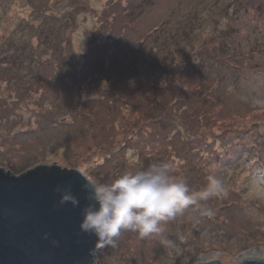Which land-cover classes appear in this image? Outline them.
<instances>
[{
	"label": "rangeland",
	"instance_id": "1",
	"mask_svg": "<svg viewBox=\"0 0 264 264\" xmlns=\"http://www.w3.org/2000/svg\"><path fill=\"white\" fill-rule=\"evenodd\" d=\"M260 1L259 9L264 0ZM28 2L0 0V70L6 69L8 72L5 77L0 72V104L6 101L10 106L8 116L17 113L15 122L0 121V150L6 152L15 147L10 139V131L13 134L26 124L36 126L37 120V115L29 109L32 104L25 105V99L12 96L14 102L6 100L8 82L13 83L19 75L31 74L37 63L35 59L53 43L56 48H48L46 56L56 54L58 64L65 65L67 70L71 66H82L85 61L87 65L84 66L88 68L91 59H87L89 49L84 32L91 29L102 37L103 40L99 41L106 43L101 51L108 50L107 55L101 52L99 57L104 59L101 69L107 82L92 79L89 86L88 79L79 76L78 88L83 90L80 93L83 104H79V109L83 115L76 113L73 117L69 109L68 114L60 111V124L68 123L67 126L63 124L66 133H60L55 139L50 137V141L43 143L55 144L56 152L53 153L51 148L44 150L45 160L35 165L55 163L60 167L76 168L86 172L97 183L111 182L112 177L139 168L138 154L122 138L127 125L148 117V110L154 102L149 87L156 80V86L161 89L159 98L162 102V105H155V109H160L155 111L156 117L174 118L190 138L198 137L196 134L204 136L194 140L190 153L196 154L206 172L200 170L192 184L200 183L202 178L208 181L214 175L221 180L226 191L224 199L220 198L221 203L229 197L236 204L231 207L220 204L212 221L203 217L206 213L197 215L194 209L185 213L183 218L193 217L199 231L191 235L181 229L180 249L173 253L170 251L172 257L163 258L164 264H190L213 259L222 264H241L243 252L252 248L261 249L259 257L264 259V164L259 167L254 160H244L241 151H229L240 142L249 146L256 136L264 135V53L257 54L253 50V41H260L264 45V32H261L264 8L255 13L253 7L256 1L252 0H36L33 4L35 7ZM107 3L108 8L105 6L104 13L107 17L101 14L100 18L97 12L102 13ZM63 15L65 23H70L64 26L65 32L58 31L63 27L60 25ZM48 16L51 18L47 19ZM23 17L34 18L33 24L46 18V23L38 27L39 30L30 28L28 38L27 35L17 39L14 31H24V28L15 23L21 26ZM108 27L109 31H104ZM119 45L123 46L127 55L119 56L115 52L116 49L119 51ZM96 48L94 45L92 50ZM22 49L36 50L37 55L24 53L25 58L19 61ZM4 54L8 55L9 62H3ZM134 54L144 59L140 62V77L128 76L127 83L124 76L123 79L118 77V69L112 68L109 61L114 55L118 62L116 66L123 68L122 62ZM156 62L168 75L161 76ZM163 63L167 68L161 67ZM7 77L10 81L6 80ZM65 80L70 82L64 76L63 83ZM105 85L106 90L102 89ZM118 86L124 88L126 109L118 101L121 112L114 116L115 119L98 108V119L94 124L93 115H87V109L83 111V107L89 104L87 99L91 98L99 104L106 96L112 98V90L120 91ZM200 101L206 105L214 104L211 112L216 118L213 119V131L209 134L204 125L209 121H201L193 127V119L188 116L190 108L192 110L195 108L193 105L199 106ZM231 108L237 113L229 115ZM17 116L21 118L18 121ZM81 121L85 123L81 124ZM115 122L123 126L121 134L115 131ZM142 122L144 124L145 121ZM102 123L105 124L99 127ZM47 124L52 123L45 120L43 126ZM100 130L107 132L109 136L106 137L114 145H108L104 140L102 142ZM242 133L245 137H242ZM27 143L32 147L40 144ZM259 157L264 163V152L260 151ZM174 160L178 162L177 157ZM118 162H121V172ZM28 168L11 171L19 174ZM112 169L113 173L110 172ZM241 215L246 222L242 221ZM162 229L154 238L143 239L135 232H124L114 247H98L95 251L104 257L103 264H162L160 261L166 249L161 239H165L169 233L163 224Z\"/></svg>",
	"mask_w": 264,
	"mask_h": 264
},
{
	"label": "trees",
	"instance_id": "2",
	"mask_svg": "<svg viewBox=\"0 0 264 264\" xmlns=\"http://www.w3.org/2000/svg\"><path fill=\"white\" fill-rule=\"evenodd\" d=\"M35 1L36 0H29L28 4L33 5ZM252 1H256V5L253 7L255 13H258L260 9L264 8V1L260 9L259 7L261 6V1L260 0H252ZM105 6L108 8V3L103 6L104 11L102 13L97 12V15L100 16V18H102L101 14H104L106 12ZM34 12H36V9ZM104 16L107 17V14H104ZM49 18H51V16L47 17V19ZM65 19L66 18L63 15L60 24L63 27L60 28L58 31L65 32L63 30L65 28L64 26L70 24V23L69 24L65 23ZM33 20L34 18L32 17L30 18L23 17L21 18L20 21L21 26L20 24L15 23V25L24 28V31L23 29H19L18 32L14 31V35H16L17 39H22L21 38L22 36L25 38L27 35L28 38L29 37L28 32H30L29 30H32L30 28H33V31L39 30L38 27H42L43 24L46 23V18L42 19L38 24H33ZM108 29L109 27L104 31H109ZM14 30H16V27L14 28ZM24 32H26L27 34ZM261 32L262 33L264 32V27ZM42 33H44V31H42ZM84 33L86 38V47L87 49H89V55L87 56V59L88 58L91 59V61H88L91 62L88 68L84 66L87 63V61H85L82 66H76L74 68L71 66V69L67 70L65 65L60 63L58 64V59L56 54L51 53L52 55H49L51 57L46 56L47 55L46 52L48 51V48H56L54 47V43H53V44H49L48 48L40 52L38 58L35 59L37 63L34 65V70L31 72V74H28L26 76L19 75L15 78L13 83L9 84L8 82L6 97H5L6 100L10 99L12 102H14L15 100L11 98L12 96L17 97L20 100L25 99L24 101L25 105L32 104V107L29 109L31 112H33V114L35 113L37 115V120L35 121L36 126L32 127V126H27L28 124H26V127L14 131L13 134L12 131H10L11 132L10 139L13 140V144L15 145V147H11L6 152L4 150L2 151L0 150V162H1L0 165L5 167L6 169L18 171L21 168L25 169L30 167L29 165H35V163L41 160H45L44 159L46 157L45 152L50 150V148L52 149L51 151L55 153L56 152L55 144H43V143L44 142L47 143L48 141H50V137H53V139H55L60 135V133H64L66 131V129L63 128V124L67 126L68 123L65 121V122H61L60 124L58 119L60 111L61 112L63 111L65 114H68L67 110L69 109L70 112L74 114L73 117L76 116V113L83 115V113L79 109V104H83L80 94L83 90L78 88L79 76L82 78L84 77L85 80L88 79L87 84H89L93 80H103L106 77L103 73V70L101 69L104 59H100L99 57L101 52L104 53L106 52L107 55L108 50L101 51L103 50L101 49L102 46L105 45L106 43H104L103 41H99V40H103L102 37L96 34L91 29L86 30ZM18 42H21V40H19ZM106 42L108 43L107 40ZM94 45H96L97 48L92 50ZM60 47L62 49L63 45H61ZM118 48L119 51L116 49L115 52L117 51L116 53H118L119 56L127 55V52H125V49L123 48L122 45ZM253 50L257 54H263L264 45H262L260 41L258 42L253 41ZM8 52H10V50ZM8 52L7 54L9 55ZM24 53L37 55L36 50L22 49L21 55L18 58L20 59L19 61L25 58L23 56ZM90 53L93 54L90 55ZM8 55L4 54L2 58L3 62H9L7 59ZM129 58L130 59H128L127 61L125 60L124 62H122L124 63L123 68L116 66L118 62L114 58V55L113 58H111L109 61V65L112 68L118 69L119 72L118 77L123 79L124 76L125 78L124 80H127V83H128L127 78H129L128 76H132V77L134 76L136 78L140 77V72H141L140 62L144 60L139 58V54L131 55ZM138 59L141 61L138 62ZM156 64L158 65V70H160L161 76L168 75V72L165 69L160 68L159 63L156 62ZM161 67L167 68L166 64L164 63L161 65ZM0 72H2L4 77L7 76L8 72L6 69L0 70ZM64 76L67 77L68 81H70L69 83L67 82V80H65V82L63 83ZM101 77L103 78L101 79ZM6 80L10 81L8 77L6 78ZM155 81L156 80H154V82L149 87L152 96L151 99H153L154 102L150 107V109L148 110L147 113L148 117L143 119L145 121L144 124H142L143 120H141L140 122L138 120L137 121L134 120V124L132 123V125H127L124 128V133L126 134L123 135L122 139L126 141V144H128V146L133 147L135 149V152L138 154L139 168H146L154 162H165V161L169 162L173 166V175H175L178 178L184 179L192 189L195 186V191H198L202 189L204 186H206L208 181H206L205 178H202V181L200 183L192 184V182L194 181V177H196L200 173V170H202V173H205L206 171H203L201 164L198 162L196 154L195 155L193 153L191 154L190 150H192L193 148L192 144L194 140L201 139L204 136L203 135L199 136L198 134H196V136L198 137L190 138V136H188L186 132L183 130V126L181 127L180 124H176L178 122L174 121V118L172 117L168 118L167 116V118L160 119L159 115L156 117L155 111L156 112L160 111V109H155V105H158V103L162 105V102L160 101L159 98L160 96L159 93L161 89L160 86H156ZM89 86L91 85L89 84ZM105 87H102V89L106 90L107 85H105ZM118 87L120 91L112 90L111 92L112 98L106 96L104 101L99 102V104H96L95 101L92 100L91 98L87 99V103L89 104L87 105V107H83V111L87 109V115H91V116L93 115L92 118L94 124L96 123L95 121L98 119L97 116L98 108L102 109L103 112L107 111V113L115 119L117 117L116 115L121 112V110L118 109V105H119L118 101H120V104L122 105L123 109H126L127 101L124 99V94H123L124 88L121 86ZM97 95H99V91H97ZM89 100H92L93 102L92 101L89 102ZM2 103L0 104L1 107H3ZM3 104L5 105V107H3V109L0 107V113H1L0 121L3 123L4 122L7 123L10 121L15 122L16 119L15 117L17 113H13L12 117L8 116V110L10 109V106L6 103V101H4ZM149 105H151V103ZM15 106H17V103H15ZM193 106H195V108L192 110L190 108V112L188 113V116H191L193 119L192 126L193 127L198 126V124L201 121H209V123L207 122L208 124L205 123L204 125L206 126V133L207 134L211 133L213 131V126H214L213 119L216 118L215 116H213V111L211 112V108L214 106V104L212 103V105H206L204 103H201L200 101L199 106L197 105H193ZM233 111L234 109L231 108L229 110V115H232V113L235 114L237 113ZM31 112L30 114H32ZM120 117H123V115H120ZM20 119L21 118L18 117L17 121ZM45 120H48V122L52 124L51 125L47 124L43 126ZM77 122L79 123V121ZM225 122L226 121L224 120L223 123ZM84 123H85L84 121H81V124ZM121 123L124 124V122ZM104 124L105 123L100 124L99 127H102V125ZM254 124H257V122ZM97 125L98 122L96 126ZM114 129L115 131L121 134L123 130V126L121 124H119L118 126L117 123L115 122ZM100 132H102L103 135V137H101L102 142L104 140L105 142H108V145L111 146L114 145L111 143L110 138L106 137L109 136L107 132H103L101 130ZM85 136L88 137V135ZM25 137L28 138L23 141L20 140L21 138H25ZM242 137H245L244 133H242ZM113 139L116 140V138L114 137ZM29 141L32 142L31 143L32 145L33 143L35 144L36 142H39L40 143L38 145L39 147L29 146V144L27 143ZM245 145L246 144L244 142H240L238 146L231 148L229 151L230 153H237L241 151V155L244 154L243 156L244 160L245 159L254 160L255 162L259 163L258 166L261 167L262 164L264 163L260 159L259 153L260 151L261 153L264 152V135H262V133L259 134L254 138L253 144H250L249 146H245ZM146 150H148V152ZM151 152L152 154H150ZM174 157L178 158L177 163H175ZM110 167L112 168V166ZM118 170H120V172L122 171L121 162H118ZM110 172L113 173V169L110 170ZM114 178L115 177H112V179ZM187 178L189 179V181H187ZM197 185L198 188L196 189ZM228 198L226 201H223L222 203L220 198H211L208 201L201 202L200 207L197 208L190 206L188 209L184 211L183 214L178 215L175 219L167 222H163L162 223L163 226L166 227L169 233L165 239H161L164 241L163 247L166 249V253L165 255H162L160 262L164 264L163 258H165L166 260L167 257H172V254H169L170 251L173 253L174 251L180 249L179 246L181 245L180 244L181 237L179 232L181 231V229L188 231V233H190L191 235L193 232H195L196 235L197 232L199 231L197 230V225L193 223V217L189 218L188 216H186V219L183 218V215H185V213L187 214V212L190 209H194L197 215H201L203 212L205 213V209L211 208L213 211V215H215L214 212L217 211V208L220 204L221 205L223 204V206H228V207L236 206L234 201H231ZM213 215L209 216L207 214H204L203 217L207 220L212 221L214 219ZM238 219H240V217ZM242 221L246 222L244 218H242ZM136 236L138 235L136 234ZM154 237L155 235L147 238H154ZM159 241L160 240H158V242ZM105 247H111V246H105ZM96 254L98 257L99 264H103L102 260L104 257L102 256V254H100L99 251H96Z\"/></svg>",
	"mask_w": 264,
	"mask_h": 264
},
{
	"label": "water",
	"instance_id": "3",
	"mask_svg": "<svg viewBox=\"0 0 264 264\" xmlns=\"http://www.w3.org/2000/svg\"><path fill=\"white\" fill-rule=\"evenodd\" d=\"M80 173L55 163L19 174L0 167V264L98 263L96 238L79 228L81 209L89 203ZM58 186L70 187L80 205H59ZM241 264H264V259L246 258Z\"/></svg>",
	"mask_w": 264,
	"mask_h": 264
},
{
	"label": "clouds",
	"instance_id": "4",
	"mask_svg": "<svg viewBox=\"0 0 264 264\" xmlns=\"http://www.w3.org/2000/svg\"><path fill=\"white\" fill-rule=\"evenodd\" d=\"M80 174L89 203L81 209L79 228L93 235L101 248L114 247L124 232H135L141 239L159 234L163 222L175 219L190 206L198 208L203 201L226 195L221 180L214 175L202 189L193 190L173 175V166L166 161L125 171L105 183L93 181L86 172ZM56 191L60 193L59 205H80L70 187L58 186ZM205 213L213 215L211 208Z\"/></svg>",
	"mask_w": 264,
	"mask_h": 264
},
{
	"label": "bare ground",
	"instance_id": "5",
	"mask_svg": "<svg viewBox=\"0 0 264 264\" xmlns=\"http://www.w3.org/2000/svg\"><path fill=\"white\" fill-rule=\"evenodd\" d=\"M261 249L259 248H252L250 250H247L245 252H243L241 258H242V261L246 258H259V259H263V258H260L259 256L261 255ZM193 263V262H192ZM190 263V264H192Z\"/></svg>",
	"mask_w": 264,
	"mask_h": 264
}]
</instances>
